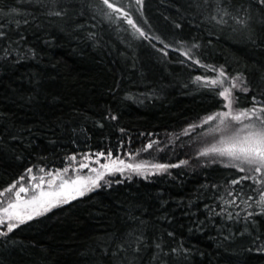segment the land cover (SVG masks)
Returning <instances> with one entry per match:
<instances>
[{"label":"trees","instance_id":"trees-1","mask_svg":"<svg viewBox=\"0 0 264 264\" xmlns=\"http://www.w3.org/2000/svg\"><path fill=\"white\" fill-rule=\"evenodd\" d=\"M90 2L70 0L68 15L57 17L37 13V6L29 8L25 0H0V25L13 37L16 32L27 36L19 45L22 53L28 48L37 52L18 63L15 53L0 60V191L27 167L56 170L67 166L73 153L135 151L150 139L176 136L191 121L220 110L218 99L193 82L196 75L214 73L180 63L187 58L172 49L165 57L159 40L135 38L131 25L109 22L88 7ZM202 2L144 0L147 22L134 8L129 10L146 32L165 43L180 47L179 40H194L201 44L200 58L206 63L226 65L229 73L244 72L253 87L264 82V24L254 23L253 43L246 30L221 31L209 23L205 16L215 15L214 0L207 10L194 6ZM248 6L257 21L264 20V9L255 0ZM12 9L35 13L38 19L27 17L30 24L21 22L17 28L21 14ZM236 95L243 99L252 93ZM192 153H175L173 162L187 159L186 166L151 179L116 177L111 187L104 183L26 221L7 239L0 237V264H113L103 254L104 247H113L108 238L137 228L150 242L162 238L165 251L181 242L190 249L168 264H264V253L250 250L256 247L252 237L239 235V222L212 216L206 207L220 211L217 197L223 188L212 185L235 178L229 175L233 170L204 166L190 159ZM229 210L244 215L240 209ZM256 219V231L264 239V217ZM230 233L237 234L229 238Z\"/></svg>","mask_w":264,"mask_h":264},{"label":"snow or ice","instance_id":"snow-or-ice-1","mask_svg":"<svg viewBox=\"0 0 264 264\" xmlns=\"http://www.w3.org/2000/svg\"><path fill=\"white\" fill-rule=\"evenodd\" d=\"M255 2L264 9V0H255ZM249 3L250 0H214L215 15L209 14L205 16V19L219 26L221 31L224 28H231L232 31L246 30L247 38L255 43L253 37L256 32L253 25L254 23L264 24V20H256L252 9L248 6ZM25 4L29 8L37 6V13L43 11L49 16L64 17L68 15L70 0H25ZM194 6L207 10L212 8V3L210 0H203L202 3ZM88 7L109 22L120 24L124 21L131 25L132 34L137 39L142 38L149 43L153 39L159 40L163 45L159 51L164 53L165 57L168 55L167 50L172 49L187 58L181 59L180 63L187 64L189 67L199 66L205 73L210 70L215 74L196 75L193 82L201 88H207L218 99L220 110L207 114L201 118L199 124L190 123L182 134L190 135L198 127L209 125L207 132L203 135L211 136V140L199 149L196 155L204 158L201 161L204 166L220 165L233 170L229 175H234L235 178L212 185L218 191L223 188L224 194L217 197L220 205H223L220 211L216 212L208 205L206 207L212 216H221L225 221L233 223L239 222L243 227L239 235L251 236L252 243L256 245L250 250L264 253V239H261V235L256 231L259 223L256 217H264V82L253 87L244 72L229 73L226 65L206 63L200 58L203 53L199 42L181 39L178 41L180 47H177L172 43H165L164 39L158 35L154 37L146 32L129 10L134 8L147 22L143 12L144 0H91ZM2 11L3 9H0V12ZM12 11L21 14V21L16 22L17 28L20 27L21 22L23 25L30 24V19L27 17L33 20L38 19V16L32 12L21 13L20 9H12ZM79 14L83 15V12ZM92 18L95 19V16ZM89 38L95 39L96 34L89 33ZM26 40L27 36L22 33L16 32L13 37L0 25V51L3 52L0 60L7 61L13 53L17 63L29 57L35 58L37 56L35 48H28L27 51L21 52L20 42ZM5 44L9 47H4ZM234 89H238L241 94L251 92L252 95L244 96L242 99L241 96L236 95ZM245 102L247 106H243ZM109 118L118 119L115 115H110ZM120 131L125 130L121 128ZM123 143L120 141L121 146ZM129 143H131L130 139ZM154 144L158 146L160 141L150 139L141 149L128 152L127 155L133 157L131 162L119 156L113 157L110 151L106 153L100 150L94 154L92 152L80 154L82 162L75 166L70 163L61 169L48 171H45L44 167L37 168L35 165L27 167L25 174L20 175L17 180L0 191V237L7 239L10 233L26 221L43 215L54 207L84 197L101 187V181L111 187L112 181L106 180L109 174H127L128 178L132 175H141L147 179L149 171L152 174L165 173L172 167L188 165V160H180L178 164L135 162V156L139 155L140 151L153 149ZM159 151L162 149L157 147V152ZM101 158H105L103 163ZM69 160L76 162L77 154L73 153ZM93 161L97 166H92ZM34 168L40 175L34 172ZM82 169H88L89 174H81ZM70 170L72 175H69ZM26 176L27 182H25ZM230 208L240 209L244 215L241 216L239 212L233 215ZM212 222L215 223V220ZM137 232H139L138 236ZM236 234L230 233L229 238ZM168 235L174 236V233H168ZM106 243L113 247L111 251L108 247H104L103 254L110 255L113 264H142L149 249L154 250L148 256L147 264H168L173 257L178 259L190 252V249L183 247L182 242L177 247L169 245L168 251H165L162 238L157 237V242H150L140 228L119 236L113 234ZM129 250H131V256H128Z\"/></svg>","mask_w":264,"mask_h":264},{"label":"rangeland","instance_id":"rangeland-1","mask_svg":"<svg viewBox=\"0 0 264 264\" xmlns=\"http://www.w3.org/2000/svg\"><path fill=\"white\" fill-rule=\"evenodd\" d=\"M234 91L236 93L239 90L238 89H234ZM200 120L201 119L194 120V121H191L190 123L195 122V123L199 124ZM188 125L186 127H184L183 130L186 129L188 127ZM208 127H209V125H204L203 127H198L196 129V131L191 132L190 135H183L182 132H181V133H177L176 136L171 135V138L162 139V140H160V144L158 146L154 144L153 149H150L148 151H140L139 155L135 156V162L155 163V162H162V160H163L162 163L178 164L179 162L178 163L177 162H173L174 161L173 158H175V156H176L175 155L176 151H181V154H182V153H184L185 151L188 150V151H193L190 159L198 161L199 163H201V161L204 158L198 157L196 155V153L208 141L211 140V136H204L203 135L204 133L207 132ZM176 137H178V138H176ZM157 147L162 149V151L157 152ZM164 150L168 151L169 153L166 152V154H163L161 157L159 156L161 159L160 158L158 159L156 154L162 153ZM128 152H132V151H127L125 153H122V154L119 153L117 155H112V156L113 157L119 156V157H121L123 159H126V160L131 162V161H133V157L128 156L127 155ZM83 153H88V152H81V153L77 154V161L73 162V161L69 160L68 164L71 163V164H73L75 166V164H78V163L82 162L81 158H80V154H83ZM92 153L94 154L95 152H92ZM165 160H167V162H165ZM185 160H187V159H185ZM104 161H105V158H101V162L103 163ZM92 166H94V167L97 166L94 161L92 163ZM44 169H45V171L50 170V169H46V168H44ZM168 171H169V169H168ZM34 172L37 175H40V173L37 171L36 168H34ZM72 174H73L72 170H70L69 175H72ZM81 174L87 175V174H89V170L88 169H82L81 170ZM154 175L155 174H152V172L149 171L147 173V176H148L147 179H151ZM116 177H120L122 179L128 178L127 174L117 173L115 175L109 174L108 176H106V180L112 181ZM131 177L132 178H134V177L144 178V176H141V175H132ZM25 182H27V176H26ZM103 184H104V181H101V185H103Z\"/></svg>","mask_w":264,"mask_h":264}]
</instances>
